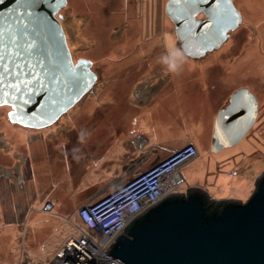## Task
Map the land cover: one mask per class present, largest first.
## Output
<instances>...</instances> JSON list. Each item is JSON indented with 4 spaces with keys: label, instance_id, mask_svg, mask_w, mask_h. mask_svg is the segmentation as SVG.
I'll list each match as a JSON object with an SVG mask.
<instances>
[{
    "label": "rangeland",
    "instance_id": "374dc122",
    "mask_svg": "<svg viewBox=\"0 0 264 264\" xmlns=\"http://www.w3.org/2000/svg\"><path fill=\"white\" fill-rule=\"evenodd\" d=\"M166 1L67 0L59 11L74 58H91L99 79L45 128L11 123L10 107H0V264H50L65 238L82 232L73 210L130 180L124 162L137 153L129 142L138 130L156 136L146 154L153 150L159 161L196 134L206 135L199 156L179 168L185 181L178 193L195 187L218 201L245 202L254 191L264 171V0H232L241 23L226 45L201 59L178 48ZM133 28H141L146 44L156 47L147 50V44L142 54L160 63L132 74L128 61L144 45ZM177 50L181 56H173ZM165 58L177 62L174 74L182 88L170 96L156 88L145 102L138 90L151 82L160 86L170 71ZM239 88L256 97L258 118L237 145L214 153V117ZM47 201L54 207L50 213L42 211ZM24 207L19 225L6 224Z\"/></svg>",
    "mask_w": 264,
    "mask_h": 264
},
{
    "label": "water",
    "instance_id": "95a60500",
    "mask_svg": "<svg viewBox=\"0 0 264 264\" xmlns=\"http://www.w3.org/2000/svg\"><path fill=\"white\" fill-rule=\"evenodd\" d=\"M67 0H0V107L11 123L54 124L94 86L91 61L75 64L60 24ZM180 51L201 59L242 21L232 0H167ZM202 14L205 18L199 19ZM247 88L214 119L211 151L237 145L257 119ZM122 264H264V171L245 202L211 199L201 189L162 198L136 216L108 248Z\"/></svg>",
    "mask_w": 264,
    "mask_h": 264
},
{
    "label": "built area",
    "instance_id": "2783aa9c",
    "mask_svg": "<svg viewBox=\"0 0 264 264\" xmlns=\"http://www.w3.org/2000/svg\"><path fill=\"white\" fill-rule=\"evenodd\" d=\"M197 156L196 146L186 144L98 200L80 206L76 215L82 232L67 236L50 264H122L107 254L108 248L136 216L178 193L185 181L179 168ZM53 208L50 201L42 205L43 212Z\"/></svg>",
    "mask_w": 264,
    "mask_h": 264
},
{
    "label": "flooded vegetation",
    "instance_id": "af4514ba",
    "mask_svg": "<svg viewBox=\"0 0 264 264\" xmlns=\"http://www.w3.org/2000/svg\"><path fill=\"white\" fill-rule=\"evenodd\" d=\"M59 14H60L59 21H60V24H61V26H62V28L64 30V33H65V36H66V42H67L68 48L70 50L73 63L75 64L79 59L90 60L91 61V70L96 75V82H95V84H96L98 79H99V75H98V72L94 70V62H93V60L91 58H87V57H84V56L77 57L76 59L74 58V56L72 54V51H71V48H70V45H69V35H68L67 28H66V25H65L66 18L60 12H59ZM198 18L200 19L201 16H199ZM133 29H134V33L136 32V29L138 30L137 32L140 33V35L138 33H136V36L139 35L138 41L142 42L144 45L139 47V48H141V51L139 52L141 54L139 55V57H138V55L137 56L134 55L133 58H136V60L135 61H128L129 64L127 63L128 64V68H127L128 70L127 71H129V72L131 71L132 74L134 72H136V71H140L141 68L144 67L147 63H149V64H154L155 63V65L157 63H160V62H157V58L158 57L155 56L156 58L153 59L152 56H149V58H146V56L144 54H142V53H145L144 48L146 47L147 44L148 45H147L146 49L147 50L149 49V50H152V51H153V48L155 47V45H154V43H147L146 44V40L142 38V29L141 28H133ZM231 32L232 31L229 32V35H230ZM228 38H229V36H228ZM153 39L155 40L156 38H153ZM175 40H176V36H175ZM225 42H224V44L222 46L226 45ZM176 44H177V42H176ZM136 46H139V44H134V47H136ZM177 46H178V44H177ZM178 48H179V46H178ZM134 50H136V49H134ZM128 56L129 55H127L126 58H128ZM153 60H154V62H153ZM166 66H167L166 68L169 69V65H166ZM167 74H169V75H166L165 77H163V81H162V83L160 84L159 87L157 85H154L155 82H151L150 87H148L147 84H145L144 86L139 88L138 93L140 94V97L142 95L145 97V102H148L147 95L150 94L151 92H154V90L156 88H157V90H159V92H163L165 96H167V95L170 96V93L172 94L176 90L178 91V90H180L182 88L183 83H180L181 82L180 81L181 78L179 76H177L176 73L174 74V71H171V70L167 71ZM227 102H228V100H227ZM227 102L224 105H222L221 107H219L218 111L221 108H224L227 105ZM258 114H259V104H258L257 118H258ZM214 119H215V117H214ZM213 124H214V120H213ZM137 132L138 133L136 135H134L132 137V140L130 139V142H129L135 147L134 150H137V153H135V155H133V157L129 156L128 161L124 162L126 164V165L124 164V166H127L125 168V170L127 169V174L130 175L129 179H131L135 175L141 173L142 171H140V169L143 168L144 164H149V166H151V165H153V164H155V163H157L159 161V154L153 152V150H151V153H150L149 156H147V154H146L147 148H149V146L152 145L151 143L152 142H154V143L158 142L156 136L153 135V136L147 138V137L141 135V133L139 134V132H140L139 130ZM205 140H207L205 134H199V135L196 134L194 139L187 140L186 144H194L196 146L197 150H198L200 147H202L204 145L202 142H204Z\"/></svg>",
    "mask_w": 264,
    "mask_h": 264
},
{
    "label": "trees",
    "instance_id": "16d2710c",
    "mask_svg": "<svg viewBox=\"0 0 264 264\" xmlns=\"http://www.w3.org/2000/svg\"><path fill=\"white\" fill-rule=\"evenodd\" d=\"M11 191H14V190H11ZM10 191V192H11ZM26 209L25 207L24 208H21L19 211H17L16 213H14L11 217V219H9L8 221H6L7 223H10V222H15L17 224H20V221H21V218H19V216H21L22 218L25 217V213H26Z\"/></svg>",
    "mask_w": 264,
    "mask_h": 264
},
{
    "label": "clouds",
    "instance_id": "9594fccd",
    "mask_svg": "<svg viewBox=\"0 0 264 264\" xmlns=\"http://www.w3.org/2000/svg\"><path fill=\"white\" fill-rule=\"evenodd\" d=\"M173 56H181V53L179 50H177L175 53H173ZM165 62L169 65V69L171 71H177L178 70V64L174 60H169L165 58Z\"/></svg>",
    "mask_w": 264,
    "mask_h": 264
},
{
    "label": "crops",
    "instance_id": "0c3cea01",
    "mask_svg": "<svg viewBox=\"0 0 264 264\" xmlns=\"http://www.w3.org/2000/svg\"><path fill=\"white\" fill-rule=\"evenodd\" d=\"M166 1V0H165ZM165 5V4H164ZM211 148V147H210ZM177 150V149H176ZM175 151V150H174ZM169 153H171V152H168L167 154H165V155H168ZM147 156H149V155H147ZM198 156H199V151H198ZM197 156V157H198ZM161 160V159H160ZM194 160V159H193ZM179 172H180V169H179ZM181 174V173H180ZM212 199V198H211ZM79 209V207H77V208H75L73 211V215H74V217L77 219V215H76V213H77V210ZM6 224H17V223H15V222H10V223H6ZM19 225V224H18Z\"/></svg>",
    "mask_w": 264,
    "mask_h": 264
}]
</instances>
